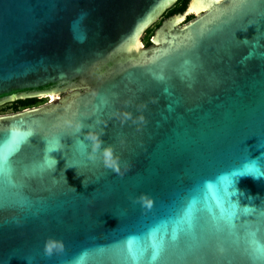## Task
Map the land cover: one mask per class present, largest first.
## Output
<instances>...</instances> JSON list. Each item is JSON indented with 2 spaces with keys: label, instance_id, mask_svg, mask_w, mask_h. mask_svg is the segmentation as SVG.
I'll return each instance as SVG.
<instances>
[{
  "label": "water",
  "instance_id": "1",
  "mask_svg": "<svg viewBox=\"0 0 264 264\" xmlns=\"http://www.w3.org/2000/svg\"><path fill=\"white\" fill-rule=\"evenodd\" d=\"M177 1L0 0V106L67 93L0 117V264H264V0L146 47Z\"/></svg>",
  "mask_w": 264,
  "mask_h": 264
},
{
  "label": "trees",
  "instance_id": "2",
  "mask_svg": "<svg viewBox=\"0 0 264 264\" xmlns=\"http://www.w3.org/2000/svg\"><path fill=\"white\" fill-rule=\"evenodd\" d=\"M188 2H189V0H178L172 7H170L164 13L165 18L167 19V18L173 17L174 15L184 13V11L186 10ZM193 19H194L193 17H188L187 21L189 22ZM148 32L150 33V30ZM144 41H145L146 47L151 46V42L149 41V35L144 39ZM39 101L40 100H37V99L21 100V101H17V102H14L12 104H9L7 109H9L11 111V113L13 114V113L21 112L24 109L35 107L36 105H38Z\"/></svg>",
  "mask_w": 264,
  "mask_h": 264
},
{
  "label": "clouds",
  "instance_id": "3",
  "mask_svg": "<svg viewBox=\"0 0 264 264\" xmlns=\"http://www.w3.org/2000/svg\"><path fill=\"white\" fill-rule=\"evenodd\" d=\"M92 140H96V137H90ZM100 148V144L96 143L93 146V155L89 156V159L95 160L96 156L95 153L97 151V149ZM102 157H103V163L106 167L108 168H113L117 173H119V168L116 165V160L113 156V149L109 146V147H105L102 151ZM63 251V244L62 242L59 241H55L53 239H49L46 243H45V247H44V253L46 256L51 257L54 253H58V252H62Z\"/></svg>",
  "mask_w": 264,
  "mask_h": 264
},
{
  "label": "rangeland",
  "instance_id": "4",
  "mask_svg": "<svg viewBox=\"0 0 264 264\" xmlns=\"http://www.w3.org/2000/svg\"><path fill=\"white\" fill-rule=\"evenodd\" d=\"M166 18H165V16H164V14L160 17V18H158L157 20H156V22L154 23V24H152V26L150 27V33L148 32V35H149V41L151 42V44H152V42L154 41V35H155V33H156V30L159 28V26L162 24V22L165 20ZM185 23H183V24H181L180 26H182V25H184ZM147 35V36H148ZM67 95V93H60V94H58V97H59V99H62L64 96H66ZM38 100V99H37ZM40 101H39V103H38V105H36L35 107H33V108H37V107H41V106H45V105H48V104H50L51 103V99L50 98H48V97H44V98H42V99H39ZM9 106V104H7V105H4V106H0V117H2V116H6V115H11L12 113H11V111L9 110V109H7V107ZM14 114V113H13Z\"/></svg>",
  "mask_w": 264,
  "mask_h": 264
},
{
  "label": "bare ground",
  "instance_id": "5",
  "mask_svg": "<svg viewBox=\"0 0 264 264\" xmlns=\"http://www.w3.org/2000/svg\"><path fill=\"white\" fill-rule=\"evenodd\" d=\"M201 8L195 6V5H191L190 8H189V11H193L195 14H198L199 12H201ZM184 18H180L178 19V22H181ZM48 98L51 99V102H54V101H57L59 99L58 95H50V96H47ZM44 98V97H43Z\"/></svg>",
  "mask_w": 264,
  "mask_h": 264
},
{
  "label": "snow or ice",
  "instance_id": "6",
  "mask_svg": "<svg viewBox=\"0 0 264 264\" xmlns=\"http://www.w3.org/2000/svg\"><path fill=\"white\" fill-rule=\"evenodd\" d=\"M3 163L6 165L7 164V158H6V156H3ZM236 176H239V175H243V174H241V173H236L235 174Z\"/></svg>",
  "mask_w": 264,
  "mask_h": 264
},
{
  "label": "built area",
  "instance_id": "7",
  "mask_svg": "<svg viewBox=\"0 0 264 264\" xmlns=\"http://www.w3.org/2000/svg\"><path fill=\"white\" fill-rule=\"evenodd\" d=\"M28 109H32V108H28ZM28 109H24V110H22V111H25V110H28Z\"/></svg>",
  "mask_w": 264,
  "mask_h": 264
}]
</instances>
